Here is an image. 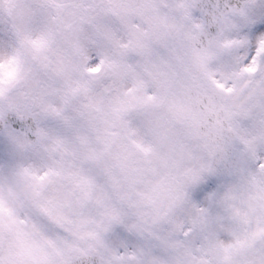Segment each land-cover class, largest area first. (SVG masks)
Masks as SVG:
<instances>
[{"label": "snow or ice", "instance_id": "snow-or-ice-1", "mask_svg": "<svg viewBox=\"0 0 264 264\" xmlns=\"http://www.w3.org/2000/svg\"><path fill=\"white\" fill-rule=\"evenodd\" d=\"M0 264H264V0H0Z\"/></svg>", "mask_w": 264, "mask_h": 264}]
</instances>
